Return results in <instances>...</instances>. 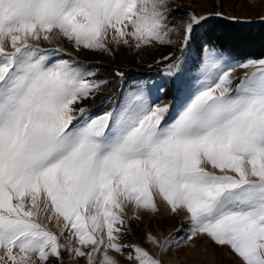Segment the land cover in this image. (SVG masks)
I'll return each instance as SVG.
<instances>
[{
  "label": "snow or ice",
  "instance_id": "6c2138e0",
  "mask_svg": "<svg viewBox=\"0 0 264 264\" xmlns=\"http://www.w3.org/2000/svg\"><path fill=\"white\" fill-rule=\"evenodd\" d=\"M170 15L168 0H0V264H64L69 251L116 264L108 249L129 264H166L171 247L197 238L264 264V58L233 64L207 49L206 81L175 118L138 91L86 119L84 103L109 81L41 47L58 34L77 50L111 53L109 34L137 50L180 34L188 48L207 17L170 26ZM237 68L250 71L234 76ZM167 74L180 79L179 58ZM157 197L188 229L179 241L185 226L163 241L148 234L159 258L120 242L125 205L155 213ZM41 212L64 222L60 236Z\"/></svg>",
  "mask_w": 264,
  "mask_h": 264
},
{
  "label": "rangeland",
  "instance_id": "374dc122",
  "mask_svg": "<svg viewBox=\"0 0 264 264\" xmlns=\"http://www.w3.org/2000/svg\"><path fill=\"white\" fill-rule=\"evenodd\" d=\"M168 3L171 11L170 26L186 24L190 14L207 17L202 26L195 28L194 38L188 48L181 46L180 34L173 37L174 42L171 45L155 44L139 50L116 44L109 34L107 42L112 49L111 53L89 49L77 50L71 41L58 34L53 37L51 43L41 44L43 48L56 47L62 50L53 54L54 62L74 59L95 72L98 79L109 81V86L105 90L84 103L83 107L88 114L86 119L101 116L114 107H122L125 99L137 94L138 91L154 106H169L170 116L175 118L206 81L203 71L206 50L214 46L207 44L203 37L205 27L220 18L240 26L264 24V0H168ZM222 52L231 57L233 64L253 59H241L228 52ZM165 57L170 59L165 60ZM175 58L180 59L183 69L179 80L167 74V65ZM121 71L125 74L123 80L117 75ZM246 71L250 69L237 68L234 76H243ZM156 199L159 210L155 213L147 210L138 211L133 205H125L128 234L120 242L140 245L154 257L159 258L161 250L150 243L148 234L155 235L163 241L178 228L185 226L186 221L182 215L171 213L169 207L159 197ZM134 216H139V219H132ZM39 222L58 236L64 231L62 220L57 222L53 217L49 221L44 212H41ZM187 231L185 226V230L176 237V240L184 237ZM71 239V236L65 233L61 237V243L67 244ZM107 251L116 264H129L126 259L128 253H116L111 249ZM0 255H3L2 251ZM62 259L64 264H88L86 257L75 256L71 251L63 252ZM163 260L166 264H241L240 258L228 246H217L207 238H197L180 246H173L169 252L163 254Z\"/></svg>",
  "mask_w": 264,
  "mask_h": 264
},
{
  "label": "trees",
  "instance_id": "16d2710c",
  "mask_svg": "<svg viewBox=\"0 0 264 264\" xmlns=\"http://www.w3.org/2000/svg\"><path fill=\"white\" fill-rule=\"evenodd\" d=\"M203 37L207 44L238 58H264V24L240 26L226 19H215L205 27Z\"/></svg>",
  "mask_w": 264,
  "mask_h": 264
}]
</instances>
